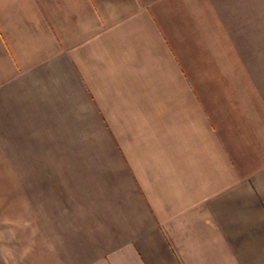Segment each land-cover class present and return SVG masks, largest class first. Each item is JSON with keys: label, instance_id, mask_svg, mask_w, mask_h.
Here are the masks:
<instances>
[{"label": "crops", "instance_id": "1", "mask_svg": "<svg viewBox=\"0 0 264 264\" xmlns=\"http://www.w3.org/2000/svg\"><path fill=\"white\" fill-rule=\"evenodd\" d=\"M262 17V0H0V264H264V105L194 74ZM75 193L94 226L52 238L37 208Z\"/></svg>", "mask_w": 264, "mask_h": 264}, {"label": "rangeland", "instance_id": "2", "mask_svg": "<svg viewBox=\"0 0 264 264\" xmlns=\"http://www.w3.org/2000/svg\"><path fill=\"white\" fill-rule=\"evenodd\" d=\"M262 16L261 27L260 25L257 26L259 31L232 34L234 40L226 42V44L234 46L230 51L222 48L208 49L209 55L206 57L203 50H199L200 52L197 53V56H194L196 57L194 58V63L198 62L194 64V74L200 75L197 81H195L197 83L196 85L201 87L205 83L202 74L209 75V77L213 76V80L216 79L220 82L222 80L220 73L224 72L226 74L224 80H230L225 81L228 85L236 89H247L248 93L242 90L239 94L241 96L245 94L250 95V97H241V100L244 101V99H247V103L251 101V104L264 105V0H262ZM205 60L210 61L204 65ZM59 179L61 180V177ZM7 182L12 184L14 188H16L14 184H18L16 178L13 176L7 177ZM52 194L59 196L53 192ZM45 195L46 190H39L37 193H29L26 199H36L38 201L42 197L45 198ZM14 196V192H10L9 188L5 191H2L0 188V212H6L5 216H9V214L13 215L15 212ZM73 196L69 199L71 202V208L69 210L66 209L65 203L63 204V199L58 200L59 197L54 199L53 202L41 204L37 208L41 213L40 215H44V219L49 215L44 227L49 228V230L51 229L52 238L57 239L62 237L63 241H65L67 238L66 233L67 235L73 236V240H78L76 237L79 236V231L84 234L89 232V229L94 226L95 219L100 213V211L96 213V207H100V203L95 202L92 194L90 197L84 196L82 198L78 197L79 193H75ZM26 199L25 197L22 198L23 201ZM64 215L70 216V218H66L68 225L66 227L57 225L58 219H65ZM29 227V225H22L18 230H16V226L15 229L12 226L6 228L7 235L4 241V247L7 250L14 251L16 248L15 241L18 243L20 240V236L18 235L19 231L21 230L22 232L21 238H25L24 233ZM60 234L65 235L64 238Z\"/></svg>", "mask_w": 264, "mask_h": 264}]
</instances>
